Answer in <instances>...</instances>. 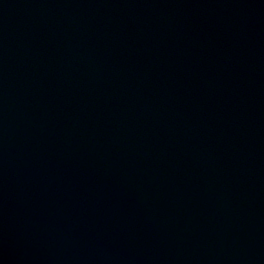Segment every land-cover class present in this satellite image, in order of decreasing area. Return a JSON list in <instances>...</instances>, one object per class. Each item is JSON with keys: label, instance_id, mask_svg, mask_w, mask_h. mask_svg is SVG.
Listing matches in <instances>:
<instances>
[{"label": "water", "instance_id": "obj_1", "mask_svg": "<svg viewBox=\"0 0 264 264\" xmlns=\"http://www.w3.org/2000/svg\"><path fill=\"white\" fill-rule=\"evenodd\" d=\"M0 264H264V0H0Z\"/></svg>", "mask_w": 264, "mask_h": 264}]
</instances>
